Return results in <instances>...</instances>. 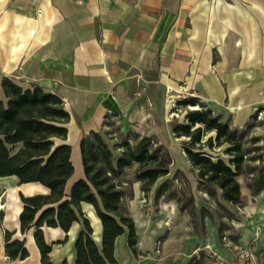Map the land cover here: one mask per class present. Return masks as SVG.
Segmentation results:
<instances>
[{"label":"crops","instance_id":"crops-1","mask_svg":"<svg viewBox=\"0 0 264 264\" xmlns=\"http://www.w3.org/2000/svg\"><path fill=\"white\" fill-rule=\"evenodd\" d=\"M4 76L61 97L70 118L66 139L56 144L71 148L69 193L84 178L82 136L98 131L108 113L158 122L167 87L183 78L197 90V98L230 115L235 128L264 108V0H0V82ZM46 193L38 183L0 177V203L5 204L0 210V264H42L34 228L20 232V196ZM81 208L99 241L101 224L93 207L82 203ZM166 208L172 213L176 205L170 202ZM131 215L146 251L151 252L153 239L164 237L159 264H189L195 255L189 254L203 244L197 245L199 235L191 223L190 231L175 234L174 228L151 222L139 208L135 219ZM218 217L216 213L210 220L208 242L226 258L229 252L218 247L223 228ZM80 228L77 222L67 233L42 228L51 245V264H73ZM5 231L13 233L12 239H25L28 257L7 258ZM180 233L184 241H178ZM65 245L69 254H58ZM136 251L128 246L127 232L115 239L117 264H135Z\"/></svg>","mask_w":264,"mask_h":264},{"label":"trees","instance_id":"trees-1","mask_svg":"<svg viewBox=\"0 0 264 264\" xmlns=\"http://www.w3.org/2000/svg\"><path fill=\"white\" fill-rule=\"evenodd\" d=\"M0 86V177L15 176L20 184L38 183L47 189L46 194L20 196L23 205L19 214L20 232L24 234L34 228L40 262L51 264V245L45 241L42 228H59L67 233L76 222L81 228L74 241L73 264H117L115 239L124 232H127L129 248L135 252L138 240L125 205L130 194L122 187V174L136 164L135 178L142 182L141 191H147L169 174L168 154L164 153L165 158L158 155L161 146L150 151L148 137H140L133 146L125 140L116 153L99 131H90L80 140L84 178L75 181L66 193V182L74 168L70 146L56 144L66 139V124L70 118L61 97L36 84L24 87L7 76L2 77ZM186 119L187 123L175 125L172 133L176 138H187L182 150L195 171L198 184L211 185L221 191L227 204L240 205L237 176L244 172L240 144L244 143L245 132L232 129L229 122L213 115L210 108L188 111ZM202 130L213 132L219 144L229 145L225 149L227 160L202 148L212 140L208 137L202 142ZM157 196L166 198L160 188ZM82 203L90 204L100 221L99 241L93 237ZM12 235L8 231L4 233L5 254L9 260H23L29 256L25 239H12Z\"/></svg>","mask_w":264,"mask_h":264},{"label":"rangeland","instance_id":"rangeland-1","mask_svg":"<svg viewBox=\"0 0 264 264\" xmlns=\"http://www.w3.org/2000/svg\"><path fill=\"white\" fill-rule=\"evenodd\" d=\"M38 15H41L40 10ZM194 92L197 90L191 89L187 78L173 84V87L168 86L163 98L161 119L155 123H140L132 115L120 118L113 113L107 114L98 131L109 147H114L116 153L120 152L119 146L123 141L127 140L133 146L140 137H148L147 145H150V151L161 146L158 155L165 158L164 153H167L170 160L169 174L158 179L150 189L143 192L142 182L135 178L137 165L133 164L127 168L121 178L124 180L122 187L130 194L125 205L134 219L139 208L151 222L154 224L161 222L164 227L174 228L175 234L183 231L187 233L191 230L188 226L190 228V223L193 224V231L199 235L197 245L203 244L189 254V256L195 254L189 264H264V108L256 110L242 125H235L238 131L245 132L244 143L240 144L243 151L241 162L244 172L237 176L241 204L231 205L221 199L219 189L211 185L205 187L198 184L195 171L182 150L187 138H176L172 133L175 125L187 123L186 113L193 109L210 108L213 115L220 116L222 121L229 122L231 119L230 115L222 114L223 111L219 108L197 98ZM183 101L187 103L183 104ZM230 127L236 129L232 123ZM208 137L212 139L211 144L205 143L202 148L213 156L227 160L229 156L225 153V149L229 145L219 144L213 132L202 130V142ZM159 188L166 198L157 196ZM170 202L176 205L172 213L170 208H166ZM216 213L223 227L218 231V247L229 252L226 258H220L208 242L210 220L216 216ZM161 214L165 215L161 216ZM205 224L208 225L207 229ZM136 235L138 245L134 257L135 264H159L164 237L153 239V248L150 252L144 248L143 236L138 233ZM182 237H184L183 233L177 238L180 239L178 241L186 239ZM172 239H174L173 243L177 241L175 236ZM187 239L189 241L190 235ZM61 249L58 254H69L68 245Z\"/></svg>","mask_w":264,"mask_h":264},{"label":"built area","instance_id":"built-area-1","mask_svg":"<svg viewBox=\"0 0 264 264\" xmlns=\"http://www.w3.org/2000/svg\"><path fill=\"white\" fill-rule=\"evenodd\" d=\"M4 208V203H0V210H3Z\"/></svg>","mask_w":264,"mask_h":264},{"label":"bare ground","instance_id":"bare-ground-1","mask_svg":"<svg viewBox=\"0 0 264 264\" xmlns=\"http://www.w3.org/2000/svg\"><path fill=\"white\" fill-rule=\"evenodd\" d=\"M95 238H97V237L95 236ZM97 240H98V238H97Z\"/></svg>","mask_w":264,"mask_h":264}]
</instances>
